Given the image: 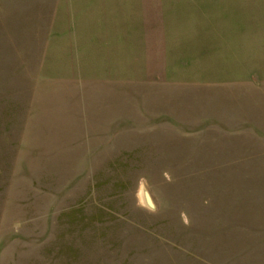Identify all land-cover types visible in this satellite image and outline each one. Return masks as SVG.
<instances>
[{
    "label": "rangeland",
    "instance_id": "rangeland-1",
    "mask_svg": "<svg viewBox=\"0 0 264 264\" xmlns=\"http://www.w3.org/2000/svg\"><path fill=\"white\" fill-rule=\"evenodd\" d=\"M0 264H264V0H0Z\"/></svg>",
    "mask_w": 264,
    "mask_h": 264
}]
</instances>
